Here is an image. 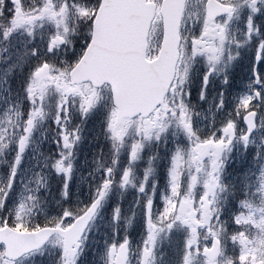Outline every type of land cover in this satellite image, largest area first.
<instances>
[{
  "label": "rangeland",
  "instance_id": "374dc122",
  "mask_svg": "<svg viewBox=\"0 0 264 264\" xmlns=\"http://www.w3.org/2000/svg\"><path fill=\"white\" fill-rule=\"evenodd\" d=\"M98 1L0 0V21L8 19L15 26L14 32L0 27V150L10 147L7 152L13 154L15 173L11 183L8 172L5 186V177L0 176V227L10 222L15 229H36L42 220L66 226L89 207L99 185L101 190L113 173L119 181L107 196L120 203L119 213L128 218L122 234L132 237L135 256L130 264H234L223 243L216 258L205 255L214 239L221 241L224 228L218 225V216L225 209L221 204L228 201L222 195L226 178L230 191L245 196L237 202L240 211L235 216L242 226V239L236 244L239 257L246 264H264V0H238L240 7L224 20L233 28L239 26V37L245 36V42L237 43L227 56L222 58L223 35L217 34L221 43L208 51L198 45L194 57H202L206 66L201 71L187 68L180 78L181 91L187 90L183 114L175 118L167 106L143 121L138 133L135 122L116 127L114 112L104 104L105 91L70 87L67 81L86 47V43L73 45L70 30L82 24L86 4L94 8ZM65 2V12L59 13ZM205 2L193 0L195 12L201 14ZM205 21V29L214 28ZM84 22L89 25L85 15ZM85 31L89 33V28ZM58 37L67 43L59 46ZM5 43L8 48L1 49ZM33 65L37 70L27 78L26 88L18 83L19 75L25 71L22 68L28 71ZM54 68L59 72L53 76ZM9 87L15 96L17 88L30 93L31 106L23 124L14 114L21 102L18 97L11 100ZM254 89L260 93V103ZM33 95L39 98L33 101ZM66 107L70 116L87 113L89 119L74 121L72 126L77 128L64 132ZM252 108L258 111V128L246 139L243 117ZM14 124L18 130L9 133ZM5 137L11 140L2 147ZM151 154V168L136 187L128 179L140 168L127 170V166ZM102 163L111 170L104 175ZM227 168L232 173L225 177ZM51 178L61 183L56 182L53 194L46 198L41 193L48 191ZM183 181L186 192L182 194ZM196 192H201L198 200ZM100 227L98 219L90 236L98 238L97 246L90 252L86 239L66 254L62 240L55 237L39 253L41 257L30 255L20 264H35L39 258L41 264H117L109 256L108 244L115 230L101 233ZM0 264H14L3 260L2 248Z\"/></svg>",
  "mask_w": 264,
  "mask_h": 264
},
{
  "label": "water",
  "instance_id": "95a60500",
  "mask_svg": "<svg viewBox=\"0 0 264 264\" xmlns=\"http://www.w3.org/2000/svg\"><path fill=\"white\" fill-rule=\"evenodd\" d=\"M185 0H165L162 8L164 18V45L161 56L168 58V51L177 56L178 28ZM211 20L228 13L216 2L207 6ZM155 8L144 0H103L94 23L91 48L73 72L96 85L108 82L114 91L115 105L119 108V119L138 114L149 115L164 99L173 79L172 70L168 71L165 61L145 64V39L154 18ZM92 50V51H91ZM94 53V63L91 54ZM126 58L127 66L123 60ZM117 76H124L122 82ZM109 79V80H108ZM83 80V79H81ZM256 113L245 117L249 134L256 128ZM102 197L67 229L42 228L36 232H19L9 227L0 229V243L6 247V257L17 260L23 255L42 248L54 234H60L65 241V250L70 252L84 236L91 220L100 207ZM219 244L208 252L209 256L218 253Z\"/></svg>",
  "mask_w": 264,
  "mask_h": 264
},
{
  "label": "trees",
  "instance_id": "16d2710c",
  "mask_svg": "<svg viewBox=\"0 0 264 264\" xmlns=\"http://www.w3.org/2000/svg\"><path fill=\"white\" fill-rule=\"evenodd\" d=\"M233 204L234 203V200H230V204ZM116 204H120V203H116ZM117 207H118V210H119V205H117ZM122 213H124V212H122ZM120 214L118 217H117V219L116 220H114V223H117V222H121V225H123V223L125 222V227H126V225H127V217L125 216V218L123 217V214ZM112 219H110V221H111ZM109 221V222H110ZM224 222H230V221H228L226 218L223 220V223ZM229 225H230V223H229ZM117 227V226H116ZM228 235H229V239L231 238V237H233V236H235L234 235V233H233V231L230 229L229 231H228ZM115 237H117V235H115ZM237 264H241V263H239V262H237Z\"/></svg>",
  "mask_w": 264,
  "mask_h": 264
}]
</instances>
